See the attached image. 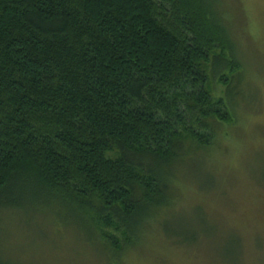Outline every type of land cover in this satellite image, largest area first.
Returning a JSON list of instances; mask_svg holds the SVG:
<instances>
[{
    "label": "trees",
    "instance_id": "1",
    "mask_svg": "<svg viewBox=\"0 0 264 264\" xmlns=\"http://www.w3.org/2000/svg\"><path fill=\"white\" fill-rule=\"evenodd\" d=\"M222 5L0 0V214L48 209L113 255L142 242L175 163L233 121L244 75Z\"/></svg>",
    "mask_w": 264,
    "mask_h": 264
},
{
    "label": "rangeland",
    "instance_id": "2",
    "mask_svg": "<svg viewBox=\"0 0 264 264\" xmlns=\"http://www.w3.org/2000/svg\"><path fill=\"white\" fill-rule=\"evenodd\" d=\"M233 24L244 81L233 121L172 170V208L121 255L48 209L0 214V256L12 264H264V0H220ZM217 96L225 87L214 83ZM200 149V150H195ZM176 187V186H175ZM177 188V187H176ZM178 189V188H177ZM2 252V255H1ZM120 255V256H118Z\"/></svg>",
    "mask_w": 264,
    "mask_h": 264
}]
</instances>
